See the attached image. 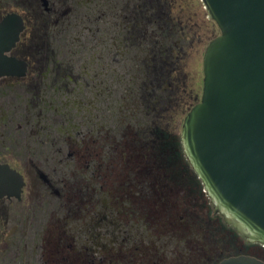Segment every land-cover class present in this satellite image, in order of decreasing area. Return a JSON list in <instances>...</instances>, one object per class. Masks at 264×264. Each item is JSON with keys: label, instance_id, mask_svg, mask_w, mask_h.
Listing matches in <instances>:
<instances>
[{"label": "flooded vegetation", "instance_id": "1", "mask_svg": "<svg viewBox=\"0 0 264 264\" xmlns=\"http://www.w3.org/2000/svg\"><path fill=\"white\" fill-rule=\"evenodd\" d=\"M168 5L0 0V21L23 19L8 54L26 63L0 76V165L23 179L0 198V264L262 259L186 155L183 123L200 99L180 84L185 46L168 59Z\"/></svg>", "mask_w": 264, "mask_h": 264}, {"label": "water", "instance_id": "2", "mask_svg": "<svg viewBox=\"0 0 264 264\" xmlns=\"http://www.w3.org/2000/svg\"><path fill=\"white\" fill-rule=\"evenodd\" d=\"M220 33L203 58V91L182 129L186 155L216 212L248 241L264 246V0H202ZM25 25L0 21V76L23 75L8 53ZM22 176L0 165V198L19 194ZM219 264H264L249 255Z\"/></svg>", "mask_w": 264, "mask_h": 264}, {"label": "rangeland", "instance_id": "3", "mask_svg": "<svg viewBox=\"0 0 264 264\" xmlns=\"http://www.w3.org/2000/svg\"><path fill=\"white\" fill-rule=\"evenodd\" d=\"M176 6L179 14L190 20L191 26V39L185 47L183 59L180 62L182 72H180L179 78L181 81H184V83L180 82V84L184 87L185 91L192 92L194 90L201 97L203 91V58L205 49L210 40L220 33V29L216 22L209 17L208 10L205 8L202 0H177ZM259 248L260 256L264 260V246H260Z\"/></svg>", "mask_w": 264, "mask_h": 264}, {"label": "trees", "instance_id": "4", "mask_svg": "<svg viewBox=\"0 0 264 264\" xmlns=\"http://www.w3.org/2000/svg\"><path fill=\"white\" fill-rule=\"evenodd\" d=\"M177 5V2L176 0H169V5H168V18H170L171 20V24H169V28L170 26H172L174 28V31L175 33L174 34H170V36L167 38V43L169 45H172L173 44V48L175 49V51H171V47L169 48L168 50V59L169 61L170 60H174L176 61L177 59L174 57V54L178 53L181 51V47L183 48V46H187V44H189V40L191 39L190 38V28L191 26L189 27V20H182L180 18V16L178 15V11L176 10V6ZM212 38V37H211ZM180 39L179 41V44L178 45H174L175 42H178V40ZM185 51V49H184ZM174 53V54H173ZM175 70H177L175 68ZM172 72H168V74L170 75ZM199 93H195V99H194V103L196 101L199 100Z\"/></svg>", "mask_w": 264, "mask_h": 264}]
</instances>
